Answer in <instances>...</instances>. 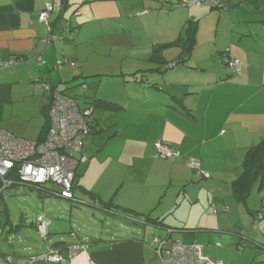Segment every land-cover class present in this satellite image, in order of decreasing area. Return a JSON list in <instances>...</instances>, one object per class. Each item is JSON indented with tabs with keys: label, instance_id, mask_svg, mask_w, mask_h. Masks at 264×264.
Instances as JSON below:
<instances>
[{
	"label": "crops",
	"instance_id": "1",
	"mask_svg": "<svg viewBox=\"0 0 264 264\" xmlns=\"http://www.w3.org/2000/svg\"><path fill=\"white\" fill-rule=\"evenodd\" d=\"M173 1L184 2L169 1L165 9L169 14L157 16L154 11H161L160 7L164 4H154L144 0H85L84 6H88V9L101 6L100 10L103 9L105 12L92 13L91 21L84 23L69 17L72 26L77 25L80 28L90 22L110 20L117 22L122 18H142L141 21L145 24L148 21L150 24H159L162 17H166V25L158 26L154 32H157L156 37L166 35V39L169 40L160 46L155 43L152 47L148 59L152 67L129 73L121 71V77L117 78V75H112L117 80H123L126 85L130 82L123 75L132 76L134 81L131 84L135 87L133 93L136 92V96L140 97L139 99L135 96L136 102L132 103L131 94L122 99L125 101L112 100L106 95L99 97L95 87H93L95 90L89 91V94L94 95L89 97L84 98L75 94L76 84L98 73L90 71L87 63L82 64L77 51L71 50L68 44L59 46L56 42H50L51 30L39 21L40 13L48 5H52L54 11L51 22L56 24L55 32H60L61 24L69 10L68 8L62 11V0H0V60L15 61L12 67L17 65L9 71L7 79L0 81L1 119H4L2 113L5 106H14L20 103L23 97L30 96L38 97L39 114L42 116L43 105L49 103L42 87L45 83L75 97L83 108L95 106L96 101L109 102L117 107L108 110L93 106L95 127L83 142L82 153L88 157V162L79 166L76 173L74 192L76 201L72 202L56 196L54 194V191H57L56 186L52 188L54 191L50 194L43 192L44 197L54 196L61 199L63 207L61 209L56 206L51 211L52 215L48 212L38 215L51 222L49 236L43 240L41 235L40 242L34 240L27 231L24 235H18L22 225L8 219L6 235L16 241H12L10 248L1 252L5 258L13 257L14 261L8 263L5 259H0V264H30L32 257L55 251L62 252V250L65 258L62 264H152L156 256L151 252L153 247L150 241H153L154 237L181 243L186 239L192 240L191 244L201 246L207 257L223 264H264V251L251 244L263 243L255 238L252 240L250 235L247 236L243 231L244 225L241 227V232L238 231L244 218L238 215L237 219L234 212L230 213L228 206H223L225 200L213 202L216 216H211L207 207L210 199L205 191V187L214 186L221 191L223 184L231 185L243 171L247 150L264 141V0H222L221 8L197 9L192 6L179 10L173 8L176 6H172ZM69 4L75 6L78 3H72L70 0ZM112 9L116 12L106 13ZM137 9L141 12L131 13L132 10ZM147 11L150 14L143 15ZM75 12L77 10L73 13ZM207 20L213 21L217 29L223 31L222 37H218L217 34L205 37ZM190 22L197 23V31L194 50L188 62L197 54H201L200 49L204 48L210 55L219 53L222 62L223 56L237 59L241 64L239 75H233L225 63H222L223 67L218 64L217 69L211 70V76L198 83L182 79L186 78L187 68L166 72L188 62L176 63L170 67V61L165 56L167 52L164 50L161 57L158 51L163 46H170L168 49H172L174 47L172 44L185 35V27ZM120 35L112 34L110 39L114 43L120 40L118 43L121 44L125 38ZM173 49H179V54L173 62L183 58L181 47L176 46ZM154 52L158 55L156 59L153 57ZM62 58L75 62L77 66L58 67L57 62ZM39 59L44 62L42 65L39 64ZM96 79L102 80L101 77ZM86 83L84 81L79 84L81 89L86 90ZM20 88H24L27 92L17 98ZM146 95L152 98L143 100ZM86 98L94 103L87 101L81 104ZM96 109L110 111L116 116L120 112L132 113L135 116L132 117L134 123L123 127L118 122L108 125V121L106 123L104 119L100 120L95 116ZM27 113L28 117L12 113L11 118H21V120L34 118V108ZM7 124L10 128L7 129L9 132L27 138L21 134L27 129L26 127ZM42 130L43 126L39 129V133L32 136L36 137L34 141H38ZM156 142L171 145L180 151L181 157L161 158L155 148ZM220 152L222 161L218 159L214 161V156ZM111 157L113 163L126 167L131 172L138 171L139 174L143 173L144 165H140L139 168L136 166L142 161L151 162L153 169L162 168L164 178H168L164 179L165 184L162 185L165 186L166 193L157 196L152 194L147 181L139 180L138 183L129 186L124 181L115 184L101 181L104 171L110 168ZM188 160L200 162L203 170L210 173L211 178L207 183L195 184V179L199 180V178L187 166ZM96 171L99 174H95L94 182L88 180V175ZM190 185L199 187L197 198L190 197L187 188ZM123 188L128 189L122 192ZM22 189L26 191L31 188ZM31 190L37 191V189ZM168 193H170L169 198L165 200ZM91 194L100 199H93L94 196L92 197ZM188 198L191 199L188 201ZM226 198L231 206L232 201ZM110 202L117 212H107L104 209L105 204ZM261 203V208H264V198ZM75 205L91 208L90 211L98 209L100 216L104 218H117L120 227L107 228L102 224L99 231L94 228L87 231L80 222L83 221L84 215L89 218L90 212L79 214L77 211L79 207ZM233 205L235 206V203ZM184 207L189 209L187 219L183 221L177 217L172 221L168 220L169 216H175L178 211L182 212ZM196 207L199 216L192 222L191 214ZM122 209L130 211L127 214L119 213L118 210ZM248 214L253 216V220L254 218L257 220L256 216L259 214L263 215L262 219H264L263 210L251 212L248 209ZM148 219L162 223H153ZM34 221L30 224V229H36L40 233ZM209 221H213L214 224L209 225ZM175 233H184L187 238L174 236ZM204 233L209 234L204 235ZM213 233H218L220 238H210L209 235ZM56 243L62 245L53 247ZM240 243L246 244L244 250H239ZM82 244L88 245L89 248L69 259L65 250L69 246ZM32 264L53 263L37 261Z\"/></svg>",
	"mask_w": 264,
	"mask_h": 264
},
{
	"label": "rangeland",
	"instance_id": "2",
	"mask_svg": "<svg viewBox=\"0 0 264 264\" xmlns=\"http://www.w3.org/2000/svg\"><path fill=\"white\" fill-rule=\"evenodd\" d=\"M95 1V0H94ZM110 1V0H109ZM134 1V0H131ZM138 1V0H137ZM143 1V0H139ZM147 2H151L154 4L161 3L164 5H161V11L155 10L154 12L157 13V16L162 14V16H167L165 9H167V4L166 1H171V0H144ZM185 1V0H182ZM190 1V0H187ZM121 2V1H120ZM176 2V1H173ZM72 3H78L75 6H70L69 10L67 11V16L65 20H63L60 28V32H57V35L60 36L62 39L59 41H56V43L59 44V46H63L64 44H68L70 46L71 50H76L77 55L80 57L81 63H87L88 68L90 71H94L98 73L97 75L91 76L87 78L86 80H81L80 83L82 82H87L86 83V90L81 89L80 83L76 84L74 86V91L75 94H79L85 98V96L89 97L90 95L94 94H89V91L95 90L97 95L104 96L106 95L107 98L112 99V100H122L123 98H126L129 94L133 95L131 98V102H136L134 97L137 95V93H133L135 90V87L133 84L134 79L130 74L128 75H123V77L129 81L128 85H126L123 80H117V77H121L120 73H129V72H135V71H144L152 65L148 62V59L150 57V54L152 52V47L155 45H162L165 44L164 42H168L169 38L166 39L165 36H157V32H154V29H156L158 26L164 27L166 25V17H162L161 22L159 24L154 23L150 24L149 21L147 24L145 22L141 21L142 18H132V19H119L117 22L116 21H99V22H90L87 24H84L82 28L78 27L77 25L72 26L70 22V18L72 20H80L82 21L81 23H84L85 21H91V15L92 13H104L105 11L103 9L100 10L101 6H95L96 8L90 7L88 9V6H84L85 0H72ZM163 6V7H162ZM175 6V5H174ZM84 7V9H82ZM192 7V6H191ZM196 7L197 9H203V8H208L207 6L203 7ZM173 8L179 9H184V8H189V7H178L177 5ZM174 9V10H177ZM73 13L74 11H76ZM116 12V10L112 9L108 13ZM133 11L141 12V10H132ZM83 12V15H82ZM124 13V12H123ZM136 13V12H135ZM149 12H144L143 15L148 14ZM126 14V13H125ZM150 14V13H149ZM82 15V16H81ZM119 15V14H118ZM81 16V17H80ZM125 16V15H124ZM123 16V17H124ZM139 16V15H138ZM137 16V17H138ZM70 17V18H69ZM146 20V19H145ZM120 23V24H119ZM60 26V27H61ZM206 29H205V37H209L211 35H216L218 37H222V30L217 29L216 24H214L213 21H206ZM162 29H160L161 31ZM121 34V37H124L125 40L120 44L118 43L120 40H116L114 43L112 39H110V35L112 34ZM120 36L118 38H120ZM220 45V44H219ZM175 48V47H173ZM166 49L164 52H167L165 54L166 59L170 61V63H173V59H175L178 54H179V49ZM171 49V50H170ZM201 54H197L196 57H193L190 62L186 64H181L178 65L175 69L172 70H167L166 72H171V71H178L180 69H186V78H182L186 81H191V82H200L201 80H204L211 76V70L217 69L218 64L223 67L224 64V56H223V62L222 58L220 57L219 53L210 55L209 53L206 52L204 48L200 49ZM226 55V54H225ZM63 60V58L61 59ZM172 61V62H171ZM223 63V64H222ZM14 67H17L14 66ZM11 68H2L0 69V81H4L5 79L8 78V73ZM72 67V66H71ZM227 68V67H226ZM225 68V69H226ZM229 68V67H228ZM112 75H117L116 78L113 77ZM97 77H101V79H96ZM97 80V81H96ZM89 87V88H88ZM95 87V89H93ZM88 88V89H87ZM26 90L24 88L18 89V95L17 98L21 97ZM30 94V93H29ZM36 94V92H35ZM37 95V94H36ZM171 94H169L170 97ZM187 97H189L188 94H185ZM185 96V97H186ZM138 97V96H136ZM166 97V95H165ZM140 99V97H138ZM148 98H152L151 96L148 97V95L143 98L145 101ZM38 97L37 96H30V97H23V100L20 103H16L14 106H5L2 115H4V119L0 118V129L5 130L9 132L7 129L9 128V125L7 123H11L12 125H16L19 127H26L21 134L25 135L27 138L23 136H17L21 137L23 139H26L29 141H34L36 137H32L36 135V133H39V129L45 124V116L44 114L41 116L39 114V106L40 103L37 102ZM182 100V99H181ZM92 102L91 100L84 99L81 101V104L84 102ZM122 101H125L122 100ZM43 102H47V100H43ZM142 102V100H141ZM175 103V102H174ZM138 104V103H134ZM176 104V103H175ZM36 106V107H35ZM93 107V106H92ZM32 108H34V111L36 113L33 114L34 118L32 119H24L22 118H11V114L14 113L16 115H27V111H31ZM49 115V113H47ZM95 116L98 117L100 120L104 119V121L108 125L114 122H118L121 127L125 125H130L131 123H134L132 121V117H135L132 115V113H123L120 112L118 115L111 114L110 111H105V110H95ZM11 133V132H10ZM13 135L16 136V134L12 133ZM222 153L216 154L214 156V161L219 160L222 161ZM225 155H227L225 153ZM162 158V157H161ZM114 160L109 158V164L110 168L104 171L103 173V178L101 181L103 182H111L115 184L118 181H124L127 184L126 185H132L135 183H138V181H143V182H148L149 188L152 190V194L157 195H164L166 193L165 186L162 187L163 184H165L164 179V170L162 168L157 167V169L152 168V163L148 161H142L141 163H138L136 168H139L140 165H144L142 168V174H139V172H131L126 169V167H123L121 165H118L117 163H113ZM151 167V168H149ZM149 168V169H148ZM95 174H99L98 171L95 173L88 175V180L93 181L95 178ZM197 176V175H196ZM199 180L195 179V184L199 185L201 183H207L208 180H205L199 176H197ZM47 188H53L54 186L50 183L46 185ZM188 188V192L190 197L192 198H197L199 194V187H195L193 185H190ZM204 188V186H203ZM102 189V188H101ZM128 188H123L121 191L123 192ZM206 195L209 197L210 201L209 204L207 203V207H209L210 210V215L211 216H216L215 213V208L213 206V202H216L218 200H225L223 203V206L225 205L228 206L230 213L234 212L235 217L238 219V215H240L244 220H241L240 224V230L241 232V227H244V232L246 233L247 236L250 235L252 240H257L258 242L264 243V219H260V214L257 215V220L254 218L252 219V215L248 214V209L251 210V212L254 211H259L263 210L264 213V208L262 207V199L264 198V191L259 192L257 187L253 190V193L245 206L242 203H238L233 195V186L232 184H223L221 186V191L217 190L216 187H205ZM121 192V193H122ZM204 191L202 192V194ZM164 196L165 200L169 198ZM184 195V193H183ZM228 197L232 201V205L227 202ZM215 198V199H214ZM191 198H188V201ZM44 203H46L44 205ZM218 203V202H216ZM235 203V206L233 205ZM59 204V205H58ZM56 206L63 207V204L61 202V199H58L54 196H48L44 197L43 195H40V193L36 190H31V189H26L24 193H21V189L17 191L16 193H11L10 191L5 192L2 196H0V230H1V235H2V242L0 243V247L2 251H5L9 249L12 239L7 237L6 232L8 230V219L13 220L14 223H20L22 225V229L19 232L18 235H24V232L27 231V234L31 237L34 238V240H37L38 242L41 241V234L37 232L36 229H30V224L34 221L36 222V219L40 213H45L48 212L49 215L51 214V211L54 210ZM186 206H188L186 204ZM78 208L79 214L81 212H90L89 218H87L85 215L82 216L83 221L80 222V225L83 226L84 228H87L88 230L95 229L99 231L101 225H105L107 228H113V227H120L118 224V219L113 218V217H106L100 216V212H98V209H95L93 211L91 208H87L85 206H76ZM231 207V208H230ZM90 209V210H89ZM48 210V211H47ZM50 211V212H49ZM189 209L188 207H184L183 211H178L176 215H171L169 216L168 220L172 221L174 218H179L185 219L188 218L189 216ZM188 212V213H186ZM199 213L197 207L194 209L193 213L191 214L190 221L194 222L198 218ZM206 222V219L204 223ZM84 223V224H83ZM209 225H213V221L208 222ZM258 224L259 225V230H254V226ZM102 228V227H101ZM89 233V232H88ZM210 233V232H209ZM209 233H204L209 234ZM91 234V233H89ZM174 236L178 237H185L186 235L184 233H175ZM207 236V235H206ZM210 238H220V235L218 233H213L209 235ZM228 238V237H227ZM16 240L14 239L13 242ZM213 241V240H212ZM217 241V240H215ZM219 241V240H218ZM153 241L151 240L150 243ZM184 245H193L191 241H188L187 239L182 242ZM15 244V243H13ZM252 246H254V242L251 243ZM151 252L154 253V251L151 250ZM152 264H157V260L152 261Z\"/></svg>",
	"mask_w": 264,
	"mask_h": 264
},
{
	"label": "built area",
	"instance_id": "3",
	"mask_svg": "<svg viewBox=\"0 0 264 264\" xmlns=\"http://www.w3.org/2000/svg\"><path fill=\"white\" fill-rule=\"evenodd\" d=\"M180 6H197L221 8L222 0H190L184 1ZM177 5V6H178ZM54 7L48 5L39 15L41 23L48 24L53 14ZM62 39L58 35H52L50 42ZM38 62L43 64L42 60ZM224 63L228 65L233 75H239L241 64L237 59L224 57ZM15 64V61L0 60V69ZM69 65L76 67L71 60L63 59L57 62V66ZM47 95L52 97L49 109V130L43 141H29L17 137L10 132L0 129V196L14 188L37 189L44 191L48 183L56 186L54 194L68 201H76L75 180L76 173L81 165L88 162V157L82 153L85 137L90 134L93 123V110L81 109L75 97H71L58 89L44 88ZM155 148L163 159L180 158V151L169 144L156 142ZM187 166L195 175L208 180L209 172L202 169L201 163L189 160ZM49 191L47 190L46 193ZM36 225L46 240L51 222L43 216H38ZM256 228V227H254ZM0 234V243H1ZM152 247L158 264H223L215 262L207 257L201 246L184 245L179 241L169 242L167 239L153 238ZM89 248L88 245L69 246L66 255L72 259L81 251ZM3 258L0 249V259ZM6 261L12 263L13 257H7ZM37 261H47L53 264L65 262L63 251L44 254L30 258V264Z\"/></svg>",
	"mask_w": 264,
	"mask_h": 264
},
{
	"label": "trees",
	"instance_id": "4",
	"mask_svg": "<svg viewBox=\"0 0 264 264\" xmlns=\"http://www.w3.org/2000/svg\"><path fill=\"white\" fill-rule=\"evenodd\" d=\"M62 1H63L62 11H64L65 9L70 8V4H69L70 0H62ZM96 1H109V0H96ZM166 2L168 3L169 1H166ZM179 3L181 4L182 2H176V3L174 2L172 4V6L178 5ZM178 6L181 7L180 5H178ZM42 24L45 25L47 28H49L51 30L52 35H57V33L55 32L56 24L51 22V18H50L48 24H45V23H42ZM196 25H197L196 22L188 23L187 26L185 27V35L181 36L178 40H176L172 44V46H174V47H176V46L178 47L179 46V47L182 48L183 58L178 59L176 62H173L174 64L170 63L169 64L170 67L174 66L176 63H185V62H188L190 60L191 53L193 52L194 45H195L194 38H195V35H196V31H197ZM52 35H51L50 39L52 38ZM163 47H164V49H163ZM163 47L158 51V52H160L161 57H162V52L164 50H166V48L168 49V47H170V46H163ZM157 56L158 55L156 54V52H154V56H153L154 59H156ZM228 58H231V57L228 56ZM3 61H6V60H3ZM10 67H12V66L7 67V69L10 68ZM227 67H228V65H227ZM42 87H43V89L45 87H51L54 90L57 89L55 86L48 85L46 83L42 84ZM44 91H45V89H44ZM45 94H46V96H48L46 91H45ZM47 98L49 99V103L46 104V105H43V107H42V112H43V114L45 116V124H44L43 130H42V132H41V134H40V136L38 138V141H43L46 138V136L48 134L49 126H50L49 115L47 113H49L52 97L48 96ZM95 104L96 105L95 106L93 105V106L96 107V108L99 107V108H105V109H108V110L117 109L115 104H112V103H109V102H105V101H103V102L96 101ZM78 105H79V103H78ZM79 107H80V105H79ZM80 108L81 109L91 108L93 110L92 106L91 107L86 106V108H83V107H80ZM94 127H95V122H94V119H93L91 130ZM176 159H178V158H176ZM75 186H74V188H75ZM232 186H233V195H234L236 201L238 203L244 204L245 206L247 205V203H248V201H249V199H250V197H251V195L253 193V190L256 187H257L259 192H263L264 191V141H261V142L255 144V145H253L252 147H250L247 150L246 155H245V159H244V162H243V171H242L241 175L237 179H235L233 181ZM14 189L19 191L22 188H18L17 187V188H14ZM45 190L49 191L47 194H50L51 192L54 191L52 188H46V189H44V191ZM37 191L39 192V190H37ZM46 191L44 193H46ZM39 193H40V195L45 196L43 191H40ZM91 195H92V197L94 196V194H91ZM93 199H100V198L94 196ZM104 207H105L104 209L107 212L108 211L112 212V213L117 212L116 209L114 208V205L112 204V202L106 203ZM129 211L130 210H126V209H122L120 211L118 210V212L122 213V214H127ZM215 213H216V210H215ZM262 218H263V215H260V219H262ZM148 220L153 222V223L154 222L155 223H162L161 221H158V220H152V219H148ZM254 227H256V228H254ZM254 227H253L254 230H259V225L258 224H256ZM255 245L258 248H260L261 250L264 251V243L263 244H261V243H257L256 244L255 243ZM245 247H246V244H244V243L243 244L240 243L239 246H238L240 251L244 250ZM6 258L3 256L2 259L6 260Z\"/></svg>",
	"mask_w": 264,
	"mask_h": 264
},
{
	"label": "water",
	"instance_id": "5",
	"mask_svg": "<svg viewBox=\"0 0 264 264\" xmlns=\"http://www.w3.org/2000/svg\"><path fill=\"white\" fill-rule=\"evenodd\" d=\"M16 192H17L16 189L11 190V193H16ZM24 192H25V189H21V193H24ZM60 245H62V243H56V244L53 245V247H57V246H60Z\"/></svg>",
	"mask_w": 264,
	"mask_h": 264
}]
</instances>
